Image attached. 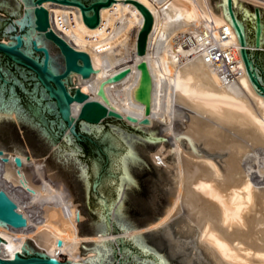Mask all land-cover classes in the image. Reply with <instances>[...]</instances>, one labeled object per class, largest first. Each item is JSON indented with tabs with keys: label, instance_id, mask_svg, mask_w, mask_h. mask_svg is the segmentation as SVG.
Instances as JSON below:
<instances>
[{
	"label": "water",
	"instance_id": "95a60500",
	"mask_svg": "<svg viewBox=\"0 0 264 264\" xmlns=\"http://www.w3.org/2000/svg\"><path fill=\"white\" fill-rule=\"evenodd\" d=\"M76 4L90 27L99 22L100 7L113 0H55ZM144 20L137 36L143 54L153 16L131 0ZM237 34L246 70L264 97V8L243 0H207ZM43 0H0V141L25 148H0L10 153L17 178L39 195L49 211L54 200L26 177L21 155L35 151L44 170L72 197L77 226L84 230H118L115 218L127 221L179 211L177 158L172 134L160 118L150 115L153 77L145 59L132 96L144 105V116L118 109L105 84L122 78L125 69L99 82L94 94L79 86L93 73L85 51L75 49L51 27ZM122 118L137 122L126 124ZM53 161L59 174L49 166ZM101 212L108 223L86 227L81 206ZM29 209L0 184V229L21 233ZM61 241L43 257L31 239L30 252L19 253L0 239V264H221L194 239L157 227L110 238L82 240L80 261H61ZM89 251H96L88 258Z\"/></svg>",
	"mask_w": 264,
	"mask_h": 264
},
{
	"label": "bare ground",
	"instance_id": "6f19581e",
	"mask_svg": "<svg viewBox=\"0 0 264 264\" xmlns=\"http://www.w3.org/2000/svg\"><path fill=\"white\" fill-rule=\"evenodd\" d=\"M138 1L153 16L143 54L137 51V36L144 16L131 0H113L100 7L99 22L93 27L83 21L76 4L42 2L52 29L91 59L94 93L106 76L127 71L122 78L107 82L105 90L114 105L125 106L136 117L145 115L144 107L143 112L135 110L138 102L130 87L138 81L137 63L145 59L153 77L150 115L168 126L171 141L180 146L183 139L188 145V151L178 150L176 156L180 210L127 221L115 218L120 229L95 230L94 239L142 231L133 220L163 215L166 223L175 218L177 233L196 237L221 264H264V97L248 75L237 34L207 0ZM243 1L264 8V0ZM196 36L214 38L222 56L227 53L236 58V79L226 81L220 76L210 44L188 46ZM198 144L210 152L200 153ZM214 151L226 152L221 164L214 160ZM23 169L27 179L54 200V210L49 211L39 195L19 181L13 158L0 153V184L29 209L28 225L39 254L53 255L56 242L61 241L58 260L60 254H67L69 261L85 259L67 189L39 164L23 165ZM98 214L95 226L108 223L103 213ZM21 234L0 229V239L19 253L30 252L27 237ZM95 254L89 251L86 258Z\"/></svg>",
	"mask_w": 264,
	"mask_h": 264
},
{
	"label": "rangeland",
	"instance_id": "374dc122",
	"mask_svg": "<svg viewBox=\"0 0 264 264\" xmlns=\"http://www.w3.org/2000/svg\"><path fill=\"white\" fill-rule=\"evenodd\" d=\"M104 22H105V17L102 16L101 23H104ZM92 67H93V64H92ZM92 76H93V73H92ZM91 79H92V77L88 79L89 81H86L85 79H83L82 80V83H83L82 85L76 84L75 86H79L82 91L94 94V92H93V90L91 88V85H90ZM69 87H73V85H70ZM132 90H133V87H130L131 96H132ZM115 106L118 109H120L121 111H123L124 113L131 114V112H132V111L128 110L123 105L115 103ZM143 107H144V105L142 103L138 102L137 107L135 108V110H139V111L143 112ZM151 116L153 117V115H151ZM122 119L126 122V124L134 125L131 120H128L126 118H122ZM159 121L161 123H163L162 120H159ZM165 126H167V125H165ZM172 142H173V146H174L175 153H176L177 157H178V155H177L178 154V150H180V151H182V150L188 151V145H187L185 140H183V139L180 140V142H179L180 146H178L174 141H172ZM0 148L19 149V148H23V147L18 146L15 143H8V142H1L0 141ZM197 149H198V151L200 153H203V154L206 153V152H210V151H208V149L203 144H198L197 145ZM223 152H220V151H214V153L211 152L213 154L214 160L216 162L218 161V164H221L226 159L227 154H226V152H224V153ZM5 153H6L7 156L9 155V157H12L10 155V153L4 152V154ZM21 159H22V162L25 161L23 163V165H25V166L39 164L41 167H43L42 157H41V155H39L36 152H33V151L25 152V153H23L21 155ZM178 164H179V162H178ZM49 166L55 173H57L59 176H61L52 160H49ZM98 213H99L98 211H95L93 209L81 206L80 214H81V219H82L81 222H82V224L84 226H86V227L95 226L96 219L99 216ZM175 220L176 219L173 218V219L168 220L169 222L167 221L168 223H166L165 222L166 220L163 218V215H159V216H154V217H149V218H144V219H139V220H133L132 223H134L136 226L140 227L141 228L140 230H147V229L162 227V228H165V229H168L170 231H173V232L177 233V231H176L177 229L175 228L176 227ZM16 224L18 225L19 229L22 232L21 235H25L27 237V242H28L29 245H30L31 239H34L35 242H36V237H34V234L32 233V231H30L31 229H30L29 225H23V224H19V223H16ZM78 232H79V236H80L81 242H82V240H93L95 238V234H96V231H94V230H92V231L84 230V229L79 228V227H78ZM191 239L196 240L197 238L193 237ZM81 242H80V244H81ZM36 245H37V243H36ZM79 249H80V245H79ZM38 252H40L39 248H38ZM83 256H84V254H83ZM59 260H61V261H69V257H68L67 254H60Z\"/></svg>",
	"mask_w": 264,
	"mask_h": 264
},
{
	"label": "built area",
	"instance_id": "2783aa9c",
	"mask_svg": "<svg viewBox=\"0 0 264 264\" xmlns=\"http://www.w3.org/2000/svg\"><path fill=\"white\" fill-rule=\"evenodd\" d=\"M205 45V44H210L209 47L212 51V53H215L214 56H212L214 62H215V69L219 72L220 76L224 78L226 81H232L237 78L238 72L235 68L236 64V58L235 57H229L226 54H223L219 50L218 45L216 43V40L214 38H205L203 39H198V36L195 37V40L193 43H189L188 46H195V45ZM219 57L222 58V60H219Z\"/></svg>",
	"mask_w": 264,
	"mask_h": 264
}]
</instances>
